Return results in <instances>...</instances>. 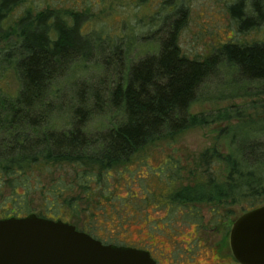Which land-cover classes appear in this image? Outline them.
<instances>
[{"label": "trees", "instance_id": "16d2710c", "mask_svg": "<svg viewBox=\"0 0 264 264\" xmlns=\"http://www.w3.org/2000/svg\"><path fill=\"white\" fill-rule=\"evenodd\" d=\"M20 1L0 0V82L12 71L18 83L15 94L0 85V219L37 214L68 222L60 209L78 213L82 195L88 207L95 203L105 208L109 190L104 178L113 169L128 168L132 158L161 140L233 118L239 121L222 129L229 152L217 146L204 151L200 173L190 171L195 186L185 187L169 200L207 201L214 216L222 207L229 214L232 207L240 206L242 215L264 205V113L257 106L252 107L256 114L247 116L243 107L198 114L190 110L201 100L204 83L222 69L232 79L237 75L234 80L264 82V41L250 43L234 35L209 55L191 59L179 45L185 21H175L158 53L131 65L127 75L104 92L106 99L101 84L78 85L66 99L60 88L75 66L85 65L94 56L112 65L105 41L83 35L77 23L70 25L55 9L28 12L6 28V20ZM230 11L239 33L264 24V0H251L250 5L237 0ZM93 119L101 124L93 127ZM63 166L74 170L70 183L49 175L45 184L44 173L37 179L31 177L35 169ZM184 168L172 162L162 166L158 176L166 180L171 171L174 178L166 182L172 186L177 178L182 179ZM35 200L46 206V212L33 208ZM233 223L228 222V231ZM80 230L98 239L90 228Z\"/></svg>", "mask_w": 264, "mask_h": 264}, {"label": "rangeland", "instance_id": "374dc122", "mask_svg": "<svg viewBox=\"0 0 264 264\" xmlns=\"http://www.w3.org/2000/svg\"><path fill=\"white\" fill-rule=\"evenodd\" d=\"M236 1L22 0L10 13L5 27L18 23L28 12L34 15L55 9L70 25L77 23L83 35L103 39L105 53L111 57L112 65L108 67L103 59L94 56L90 62L75 66L65 76L66 82L60 91L70 99V93L78 85L101 84L102 97L106 99L104 92L113 88L120 76H126L131 65L158 53L161 40L175 21H185L179 33V45L191 59L209 55L218 44L234 35L236 39L250 43L264 41V24L245 34L238 32L239 25L230 11ZM244 3L250 5L251 0H244ZM78 39L75 36V40ZM234 76L237 79V75ZM234 79L222 69L216 78L207 80L200 89L201 100L192 105L191 112L198 114L243 107V114L247 116L256 114L252 107L257 106L258 111L264 113V82ZM233 81L238 83L233 85ZM0 85L6 92L15 94L18 83L12 71ZM239 86L243 88L239 90ZM238 121L233 118L230 122L193 127L179 133L173 140L157 142L132 158L128 168L119 166L105 175L109 190L104 201L107 207L95 203L88 207L87 198L82 195L77 201L78 213L60 209L64 219L77 229L90 228L100 240L144 249L157 264H241L232 254L227 229L229 221L241 216L240 206L232 207L229 214L222 207L219 215L214 216L207 201L182 202L185 204L181 205V201L169 200L185 187L195 186L190 171H195L196 175L200 173L204 151L217 146L224 153L229 152L222 129ZM100 124V120H92L93 127ZM170 162L185 167L182 179L177 178L172 186L166 182L173 177L171 171H168L166 180L165 176H158L162 166ZM42 173L47 180L45 184L49 182V175L55 179L62 177L70 183L74 170L68 166L35 169L31 177L37 179ZM38 203L35 200L31 205L46 212V206ZM53 211L59 214L57 209ZM225 214L230 217L227 219Z\"/></svg>", "mask_w": 264, "mask_h": 264}, {"label": "water", "instance_id": "95a60500", "mask_svg": "<svg viewBox=\"0 0 264 264\" xmlns=\"http://www.w3.org/2000/svg\"><path fill=\"white\" fill-rule=\"evenodd\" d=\"M230 247L241 264H264V205L238 217ZM0 264H157L145 250L104 244L76 226L30 214L0 219Z\"/></svg>", "mask_w": 264, "mask_h": 264}, {"label": "flooded vegetation", "instance_id": "af4514ba", "mask_svg": "<svg viewBox=\"0 0 264 264\" xmlns=\"http://www.w3.org/2000/svg\"><path fill=\"white\" fill-rule=\"evenodd\" d=\"M170 163H172V162H170ZM174 163V162H173ZM167 164H169V163H166L165 165H167ZM175 164V163H174ZM79 231H82V230H80V229H78ZM83 232H85V231H83ZM129 247V246H128ZM133 248H137V249H141V248H138V247H133ZM141 250H144V249H141ZM146 251V250H145Z\"/></svg>", "mask_w": 264, "mask_h": 264}]
</instances>
